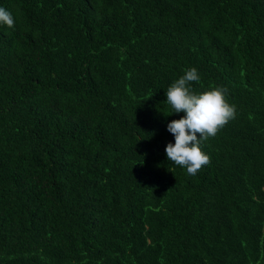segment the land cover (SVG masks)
Wrapping results in <instances>:
<instances>
[{"label":"trees","instance_id":"trees-1","mask_svg":"<svg viewBox=\"0 0 264 264\" xmlns=\"http://www.w3.org/2000/svg\"><path fill=\"white\" fill-rule=\"evenodd\" d=\"M0 264H264V0H0ZM237 117L195 176L168 87Z\"/></svg>","mask_w":264,"mask_h":264},{"label":"clouds","instance_id":"clouds-1","mask_svg":"<svg viewBox=\"0 0 264 264\" xmlns=\"http://www.w3.org/2000/svg\"><path fill=\"white\" fill-rule=\"evenodd\" d=\"M0 25L10 29L16 26L12 12L0 7ZM200 81L197 68L187 69L166 91V104L173 113H185L171 121L168 131L175 137V143L166 147L168 160L186 169L195 176L203 166L210 163V156L202 149L203 142L217 136L218 132L237 117V108L227 99V89L213 87L197 93L192 84Z\"/></svg>","mask_w":264,"mask_h":264}]
</instances>
